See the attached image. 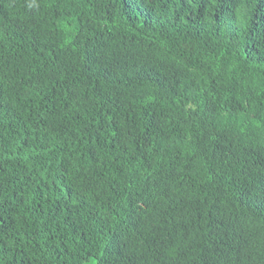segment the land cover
Wrapping results in <instances>:
<instances>
[{"label":"trees","instance_id":"16d2710c","mask_svg":"<svg viewBox=\"0 0 264 264\" xmlns=\"http://www.w3.org/2000/svg\"><path fill=\"white\" fill-rule=\"evenodd\" d=\"M0 264H264V0H0Z\"/></svg>","mask_w":264,"mask_h":264}]
</instances>
